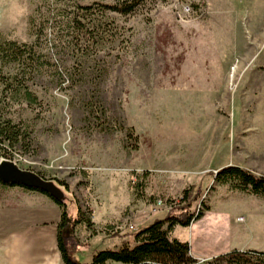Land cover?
Returning <instances> with one entry per match:
<instances>
[{"label":"rangeland","instance_id":"374dc122","mask_svg":"<svg viewBox=\"0 0 264 264\" xmlns=\"http://www.w3.org/2000/svg\"><path fill=\"white\" fill-rule=\"evenodd\" d=\"M75 1L111 2L0 0V40L33 44L42 61L36 72L3 68L16 81L0 84V122L9 118L23 138L4 146L7 159L63 181L96 215L113 192L105 228L125 226L98 231L105 236L163 217L180 188L194 185L200 195L191 209L202 200L243 216L237 223L250 225L247 238L261 235L248 248L264 251V202L248 206L244 192L212 184L230 163L264 175V0H147L126 15L93 7L88 34L69 42L79 32L66 33L51 13L60 6L80 13ZM136 170L146 173L133 186ZM156 197L164 205L154 209ZM67 214L74 216V203ZM175 234L188 241L190 226ZM91 250L75 257L89 262Z\"/></svg>","mask_w":264,"mask_h":264},{"label":"trees","instance_id":"16d2710c","mask_svg":"<svg viewBox=\"0 0 264 264\" xmlns=\"http://www.w3.org/2000/svg\"><path fill=\"white\" fill-rule=\"evenodd\" d=\"M145 1L147 0H111L110 3L94 2L88 5H80L75 1L72 6L80 13L71 12L70 15H66L63 14L66 8L55 7L54 12L51 13V19L60 22L66 33H73L77 30L79 33L72 35L69 40V42L73 40L76 42L84 34H88L87 24H90L91 19L87 17V14L93 7V10L100 15L107 11L126 15ZM31 24L35 40H37L40 29L35 28L34 20H31ZM39 57L33 44L17 43L11 39L0 40V84L4 88H12V81H16V74L9 76L3 72L5 66L15 63L21 68H25L28 73L36 72L38 65L42 62L38 63ZM22 88L23 96L33 100L34 97L31 92L23 86ZM17 89L13 90L18 92L19 89ZM21 138L20 129L16 124L11 123L9 118L0 122V155L4 157L2 159L10 158L4 146H13ZM145 173L146 171H143L141 176ZM56 181L67 189L65 183ZM214 183L225 184L232 190L264 197V175L256 174L238 165L229 164L216 169L213 173L212 184ZM0 185L6 184L0 183ZM209 188L212 186L210 185ZM199 195L200 191L194 185L183 187L180 191L179 200L173 209L170 208L163 217L153 219L131 234L132 244L121 241L116 247L95 250L92 252L89 262H81L74 256L80 246L78 239L74 236V227L77 224H83L86 228H91L90 210H83L74 198L75 214L71 218L67 214L66 207L53 199L61 208L60 219L56 223V248L60 258L64 264H106L107 261L125 264H193L197 260L189 255L188 242L170 237L169 233L175 225L188 226L191 221L197 220L204 211L208 210V205L204 204L202 200H200L197 209H191L193 202ZM206 262L208 264H264V251L231 249L209 258Z\"/></svg>","mask_w":264,"mask_h":264},{"label":"crops","instance_id":"0c3cea01","mask_svg":"<svg viewBox=\"0 0 264 264\" xmlns=\"http://www.w3.org/2000/svg\"><path fill=\"white\" fill-rule=\"evenodd\" d=\"M182 188L183 186L180 189ZM242 194L248 200V206L256 199L264 202L262 196ZM112 195L113 192L109 191L107 197L100 198L103 202H100L102 210L98 215L90 207L91 228L88 229L83 224L75 225L74 236L80 243L78 250L91 248L93 252L116 247L121 241L131 243V234L118 232L105 236L103 232H98L104 230L106 222H109ZM60 213V206L43 192L17 185H0V264H64L56 248V223L60 219ZM237 217L244 220L239 214L232 217L224 206L215 208L209 205L200 218L189 223V255L196 260L203 259L196 264H208L206 261L209 258L231 249H252L248 245L252 239H256L255 235L258 233H253L252 239L247 238V231L252 233V229H249L250 225H239ZM177 227L186 226L175 225L169 236L186 241L182 234L174 235ZM257 239H261L260 234ZM106 264L125 263L107 261Z\"/></svg>","mask_w":264,"mask_h":264},{"label":"water","instance_id":"95a60500","mask_svg":"<svg viewBox=\"0 0 264 264\" xmlns=\"http://www.w3.org/2000/svg\"><path fill=\"white\" fill-rule=\"evenodd\" d=\"M0 183L38 190L67 207L73 197L55 179H47L38 173L20 168L13 160L0 159Z\"/></svg>","mask_w":264,"mask_h":264},{"label":"built area","instance_id":"2783aa9c","mask_svg":"<svg viewBox=\"0 0 264 264\" xmlns=\"http://www.w3.org/2000/svg\"><path fill=\"white\" fill-rule=\"evenodd\" d=\"M182 10L184 11V12H188L189 11V7L188 6H183L182 7ZM132 175H131V177H130V182H131V184L134 186L136 183H138L139 182V180H140V177H141V175H142V171H133L132 173H131ZM137 189V188H136ZM136 193H137V190L135 191ZM164 205V203H163V200L160 198V197H156L155 199H154V201H153V207H154V209H157V208H159L161 205ZM236 220H238V221H241L242 220V217H237L236 218ZM124 225V224H123ZM122 224H116V225H113V227H111V230H109V229H104V232H109V234L110 233H112V232H114L115 230H120V229H122L124 226H123ZM126 228L128 229V230H131V231H136V229H135V227H133V225L132 224H127L126 225ZM125 228V229H126ZM203 261V259H199V260H197L196 262H202ZM196 262L195 263H193V264H196Z\"/></svg>","mask_w":264,"mask_h":264}]
</instances>
